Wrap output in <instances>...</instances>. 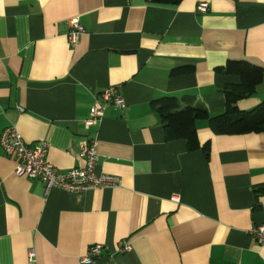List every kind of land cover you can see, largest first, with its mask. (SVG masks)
I'll use <instances>...</instances> for the list:
<instances>
[{
	"label": "crops",
	"instance_id": "obj_1",
	"mask_svg": "<svg viewBox=\"0 0 264 264\" xmlns=\"http://www.w3.org/2000/svg\"><path fill=\"white\" fill-rule=\"evenodd\" d=\"M73 18L84 32L72 48ZM230 59L264 70V0H0V264H264L249 233L264 223V131L220 135L199 121L207 157L185 139L166 140L151 106L172 95L224 112L223 88L240 79L216 68ZM184 65L195 71L171 75ZM109 86L125 105L88 125ZM263 100L264 76L238 105ZM9 125L27 143L46 140L62 171L83 165L82 143L97 139L96 170L120 185L46 192L16 175L1 144ZM123 240L132 250L118 251ZM98 243L103 254L82 262Z\"/></svg>",
	"mask_w": 264,
	"mask_h": 264
},
{
	"label": "built area",
	"instance_id": "obj_2",
	"mask_svg": "<svg viewBox=\"0 0 264 264\" xmlns=\"http://www.w3.org/2000/svg\"><path fill=\"white\" fill-rule=\"evenodd\" d=\"M209 8L208 3L201 2L197 6L200 12H206ZM70 29L67 34L68 43L73 48L79 43L80 35L84 32V26L78 18L69 21ZM102 101L91 108L90 119L87 124H95L104 117L108 105L123 107L125 105L124 97L117 86H109L101 92ZM1 144L6 154L17 159L15 173L18 176H27L32 179L43 181L45 190L48 192L52 188H59L69 192H81L86 189H97L107 187H118L120 177L97 172L96 167L99 161L97 139L84 141L82 143L80 155L84 164L72 167L62 171L56 167L48 158V145L46 140L36 143H27L15 125L7 126L1 135ZM249 233L255 238L259 246H264V223L252 225ZM107 247L101 243L92 245L82 262H90L103 254ZM132 250L129 241L123 240L118 244L119 252H128ZM29 261H35V252H29Z\"/></svg>",
	"mask_w": 264,
	"mask_h": 264
},
{
	"label": "trees",
	"instance_id": "obj_3",
	"mask_svg": "<svg viewBox=\"0 0 264 264\" xmlns=\"http://www.w3.org/2000/svg\"><path fill=\"white\" fill-rule=\"evenodd\" d=\"M158 3L178 4L182 0H154ZM195 71L194 65H184L173 68L171 75L187 74ZM216 71L233 74L239 77V82L228 83L223 92L226 98L224 112L211 115L207 108L201 104H188L183 106L176 96H163L154 99L152 108L161 117L166 140L185 139L190 151L202 149L208 157L211 150V142L201 143L198 136L197 124L206 121L215 134L241 135L264 131V100L250 110H242L238 102L250 97L261 84L264 70L261 65L249 60H228ZM258 192H264V184H261Z\"/></svg>",
	"mask_w": 264,
	"mask_h": 264
}]
</instances>
